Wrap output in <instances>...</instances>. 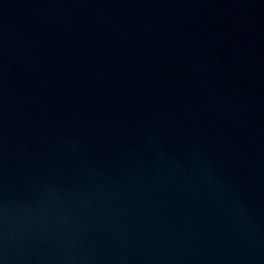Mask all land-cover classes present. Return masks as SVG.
Masks as SVG:
<instances>
[{
  "label": "water",
  "instance_id": "obj_1",
  "mask_svg": "<svg viewBox=\"0 0 264 264\" xmlns=\"http://www.w3.org/2000/svg\"><path fill=\"white\" fill-rule=\"evenodd\" d=\"M0 264H264V0H0Z\"/></svg>",
  "mask_w": 264,
  "mask_h": 264
}]
</instances>
